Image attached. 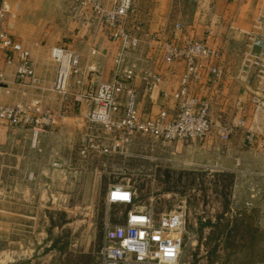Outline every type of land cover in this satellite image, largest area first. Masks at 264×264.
Wrapping results in <instances>:
<instances>
[{"label":"crops","instance_id":"obj_1","mask_svg":"<svg viewBox=\"0 0 264 264\" xmlns=\"http://www.w3.org/2000/svg\"><path fill=\"white\" fill-rule=\"evenodd\" d=\"M0 8V29L5 31L6 27L28 52L34 72L33 80L17 83L15 61L4 65L0 52V68L10 91L9 96H1V102L37 100L45 106L47 100L54 104L46 106L52 123L40 133L36 148L31 146L29 127L0 125V174H102L88 167L94 161L102 163L114 152L79 157L77 149L86 136L84 121L92 104L77 101L78 90L69 89L65 96L52 91L56 68L50 51L63 46L79 54L81 67L93 63L97 72L88 74L85 81L93 89L110 80L117 47L102 33L83 28L64 0H0ZM128 28L139 38L138 47L126 58L135 67L131 85L137 91V111L142 117H153L162 108L168 112L173 109L171 95L177 89L183 64L161 59L164 42L186 37L205 43L220 55L216 60L221 67L219 80L211 83L204 65L199 81L190 88L209 101V119L214 124L210 135L185 143L161 142L165 150L160 144L156 147L171 153L170 162L176 166H201L204 161L210 171L264 174V111L253 114L250 103L257 87L256 70L243 67L245 59L260 51L254 40L264 44V0H135ZM101 70L106 74L103 80ZM144 73L160 79L151 92L145 90ZM73 102L78 103L73 106ZM241 118L245 119L243 127L232 128L226 140L219 137L218 125L234 127ZM114 139L109 137L102 145L110 147Z\"/></svg>","mask_w":264,"mask_h":264},{"label":"rangeland","instance_id":"obj_2","mask_svg":"<svg viewBox=\"0 0 264 264\" xmlns=\"http://www.w3.org/2000/svg\"><path fill=\"white\" fill-rule=\"evenodd\" d=\"M45 103L39 102L44 111L54 105ZM159 144L133 134L113 156L88 167L102 174L2 172L0 264H100L104 222L117 223L128 209L106 206L107 189L116 185L132 190L135 205L155 214L185 209L178 264H264V174L210 171L204 161L176 166Z\"/></svg>","mask_w":264,"mask_h":264},{"label":"built area","instance_id":"obj_3","mask_svg":"<svg viewBox=\"0 0 264 264\" xmlns=\"http://www.w3.org/2000/svg\"><path fill=\"white\" fill-rule=\"evenodd\" d=\"M76 21L83 28L102 33L117 47L113 57L111 78L93 89L86 86L88 74L97 72L92 64L81 67L77 52L63 46L53 47L50 57L56 65L52 91L65 96L73 80V87L81 93L77 101L92 104L85 117L86 136L77 153L86 159L90 154L115 152L130 136L139 134L162 143H185L206 139L214 126L209 119V101L190 91L200 79V70L215 84L221 75L216 60L220 55L201 41L186 37L181 41H168L161 45V59L165 63L181 62L183 73L177 89L172 93L173 109H160L153 117H142L137 111V91L131 85L135 67L128 64L127 54L139 45V38L128 28V19L135 0H64ZM2 9L0 8V18ZM260 51L251 59H245L243 67L256 70L257 87L250 103L253 114L264 111V51L263 40H254ZM0 52L4 65L15 61L14 78L17 83L33 80V64L28 52L9 34L0 29ZM94 55L95 51L92 50ZM145 90L151 92L160 81L157 76L144 73ZM83 92V93H82ZM9 94L5 72L0 68V98ZM52 123V116L44 111L39 101L5 105L0 100V125L27 126L31 130V146L36 148L39 135ZM245 119H239L234 127L218 125L219 137L226 140L232 128L243 127ZM115 138L110 147H104L101 139ZM247 140L252 141L249 132ZM105 204L128 208L124 215L111 224L105 221L103 238L99 248L100 264H178L186 235V213L179 208L169 213L155 214L151 208L135 205V193L127 187L110 186L105 194ZM1 249V244H0Z\"/></svg>","mask_w":264,"mask_h":264}]
</instances>
